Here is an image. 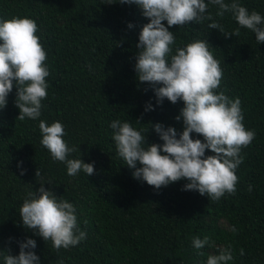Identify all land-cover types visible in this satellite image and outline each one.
I'll return each instance as SVG.
<instances>
[{
    "label": "trees",
    "instance_id": "16d2710c",
    "mask_svg": "<svg viewBox=\"0 0 264 264\" xmlns=\"http://www.w3.org/2000/svg\"><path fill=\"white\" fill-rule=\"evenodd\" d=\"M107 2L0 0V20L28 16L36 21L49 70L38 119L17 118L15 87L0 109V250L18 254L19 242L32 238L40 264H207L209 255L231 242L235 252L228 264H264V44L239 26L231 12L216 16L218 7L211 4L207 13L225 33L240 28L238 36L208 28V20L169 29L175 36L173 53L194 40L208 41L223 69L217 92L239 97L243 123L255 136L241 149L235 194L213 201L184 190L183 179L155 189L134 178V170L118 156L110 124L128 121L145 134L149 128L147 142L162 144L150 125L173 126L179 134L183 121L175 117L183 102L172 104L165 98L157 104L152 86L137 79L139 34L149 22L142 9ZM238 2L264 16V0ZM148 103L153 108L146 111ZM40 120L63 124V139L76 148L69 158L93 163V175L67 174L66 164L54 160L41 144ZM205 154L212 153L206 149ZM40 184L74 205L78 227L86 233L78 245L57 250L23 226L20 207ZM205 236L209 243L196 249L193 239Z\"/></svg>",
    "mask_w": 264,
    "mask_h": 264
},
{
    "label": "clouds",
    "instance_id": "9594fccd",
    "mask_svg": "<svg viewBox=\"0 0 264 264\" xmlns=\"http://www.w3.org/2000/svg\"><path fill=\"white\" fill-rule=\"evenodd\" d=\"M108 4L137 5L148 18L137 44L135 71L139 82L152 86L157 104L166 98L172 104L183 102L177 121H183L178 134L173 126L151 124L161 143H148L143 129H137L128 121L114 120L113 140L117 153L132 175L155 189L181 179L187 181L184 190H196L213 201H219L225 193L235 194L239 177L236 169L242 163L241 149L254 139L255 132L244 123L239 97L230 99L223 91L217 92L223 78V69L210 50L207 40H194L173 53L175 36L169 29L190 22L211 21L208 28L219 30L225 37L238 36L240 28L225 33L211 13L209 4L217 6L216 16L231 12L239 26L255 33L256 41L264 44V16L249 12L238 0H108ZM207 13V14H206ZM164 21L167 22V26ZM129 28L133 24H128ZM38 25L28 16H13L0 20V109L7 105V98L16 89L15 106L18 119L36 120L41 116L42 100L47 97L49 70L45 64L47 53L37 35ZM151 103L146 111L152 109ZM141 123L139 119L136 120ZM41 144L51 157L67 166V174L76 176L83 171L94 174L93 163L81 158H69L76 151L63 139L64 126L55 121L50 125L40 120ZM200 138H193L192 134ZM206 149L212 154L206 155ZM139 165V166H138ZM19 166V165H18ZM21 169V175H23ZM40 173L37 170L36 176ZM251 190V188H249ZM19 215L26 229L35 230L53 247L69 248L86 238L77 223L76 209L66 199L40 184L36 192H29L20 207ZM233 233L235 227L230 229ZM209 237H195L193 246L203 248ZM37 244L32 238L19 242V253L10 249L0 250L3 264H40L34 251ZM231 242L219 248L218 254L209 255L207 264H228L234 259ZM202 254V253H201ZM244 255V249L239 250Z\"/></svg>",
    "mask_w": 264,
    "mask_h": 264
}]
</instances>
